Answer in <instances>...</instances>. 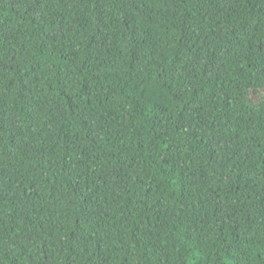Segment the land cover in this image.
<instances>
[{"label":"trees","instance_id":"trees-1","mask_svg":"<svg viewBox=\"0 0 264 264\" xmlns=\"http://www.w3.org/2000/svg\"><path fill=\"white\" fill-rule=\"evenodd\" d=\"M0 264H264V0H0Z\"/></svg>","mask_w":264,"mask_h":264}]
</instances>
